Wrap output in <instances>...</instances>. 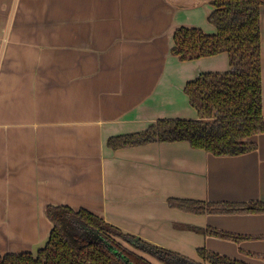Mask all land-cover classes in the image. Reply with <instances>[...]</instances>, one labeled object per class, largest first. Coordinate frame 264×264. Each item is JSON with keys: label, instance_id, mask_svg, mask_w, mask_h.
<instances>
[{"label": "crops", "instance_id": "1", "mask_svg": "<svg viewBox=\"0 0 264 264\" xmlns=\"http://www.w3.org/2000/svg\"><path fill=\"white\" fill-rule=\"evenodd\" d=\"M213 11L212 0H0L1 255L44 247L47 207L66 206L198 263L204 249L264 264V213L170 206L264 204V133L252 138L255 151L234 157L185 142L107 145L161 120L200 119L185 88L202 74L230 73V59L183 62L173 37L180 28L216 34Z\"/></svg>", "mask_w": 264, "mask_h": 264}, {"label": "trees", "instance_id": "2", "mask_svg": "<svg viewBox=\"0 0 264 264\" xmlns=\"http://www.w3.org/2000/svg\"><path fill=\"white\" fill-rule=\"evenodd\" d=\"M209 23L216 34L200 29H178L172 55L183 62L226 53L230 73L202 74L185 92L199 120H161L140 134L111 138L108 148H125L158 143L190 144L194 150L216 157L241 156L257 149L252 138L264 133L261 64L262 0H212ZM170 206L196 215L264 213V204L223 208L200 202L171 200ZM207 207V208H206ZM46 216L53 224L48 242L32 253L0 254V264H245L199 250L203 263L156 247L125 234L100 217L81 209L48 206ZM199 234L224 239L232 235L193 228ZM98 235L102 240H97ZM113 247V250L109 249ZM264 262V256L261 257Z\"/></svg>", "mask_w": 264, "mask_h": 264}, {"label": "water", "instance_id": "3", "mask_svg": "<svg viewBox=\"0 0 264 264\" xmlns=\"http://www.w3.org/2000/svg\"><path fill=\"white\" fill-rule=\"evenodd\" d=\"M94 238L97 239V240H102L101 237H99L98 235H94ZM109 249L110 250H113V247L112 246H109ZM114 251V250H113ZM115 253H117L116 251H114Z\"/></svg>", "mask_w": 264, "mask_h": 264}]
</instances>
